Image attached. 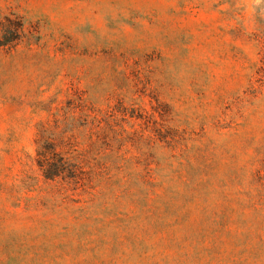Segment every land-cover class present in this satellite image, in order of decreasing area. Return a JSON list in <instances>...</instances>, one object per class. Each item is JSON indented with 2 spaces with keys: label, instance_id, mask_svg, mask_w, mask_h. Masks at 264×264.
<instances>
[{
  "label": "rangeland",
  "instance_id": "1",
  "mask_svg": "<svg viewBox=\"0 0 264 264\" xmlns=\"http://www.w3.org/2000/svg\"><path fill=\"white\" fill-rule=\"evenodd\" d=\"M0 264H264V0H0Z\"/></svg>",
  "mask_w": 264,
  "mask_h": 264
},
{
  "label": "trees",
  "instance_id": "2",
  "mask_svg": "<svg viewBox=\"0 0 264 264\" xmlns=\"http://www.w3.org/2000/svg\"><path fill=\"white\" fill-rule=\"evenodd\" d=\"M61 163H63V162H61Z\"/></svg>",
  "mask_w": 264,
  "mask_h": 264
}]
</instances>
